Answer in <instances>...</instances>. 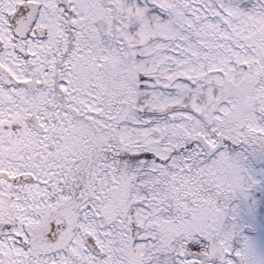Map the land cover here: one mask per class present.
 Wrapping results in <instances>:
<instances>
[{"label":"rangeland","instance_id":"obj_1","mask_svg":"<svg viewBox=\"0 0 264 264\" xmlns=\"http://www.w3.org/2000/svg\"><path fill=\"white\" fill-rule=\"evenodd\" d=\"M74 6L83 35L66 65L72 93L61 84L54 93L71 131L38 175L51 188L27 187L19 203L26 244L2 243L0 263L14 252L17 264H180L211 229L227 251L237 229L264 223V0ZM101 15L108 39L92 23ZM219 136L222 147L207 152L200 139L216 146ZM59 215L67 233L39 240ZM241 237L252 241L242 255L264 240Z\"/></svg>","mask_w":264,"mask_h":264},{"label":"flooded vegetation","instance_id":"obj_2","mask_svg":"<svg viewBox=\"0 0 264 264\" xmlns=\"http://www.w3.org/2000/svg\"><path fill=\"white\" fill-rule=\"evenodd\" d=\"M105 1L97 0L98 3ZM74 2L0 0V245L4 243L8 249L9 243H12V248L26 244L27 235L19 230V227L25 229L19 214V203L26 199L24 194L30 193L27 187L36 190V187L41 188L39 184L44 183L46 188H51V181L41 183L38 175H42L56 160V140L60 141L64 136L60 131H71L67 127L69 116L63 113V110L67 111L64 105L57 104L54 93H63L58 91L60 84L66 86L64 93H72L69 89L71 75L68 77V71L72 69L66 65L68 58L82 46L80 36L83 35L79 33V27L73 25L78 20L74 14ZM80 18L86 22L84 14ZM100 19L106 24L105 35L96 25ZM92 23L102 38L108 39V20L101 15L94 17ZM47 80L50 82L48 86L45 84ZM42 93H48L46 95L52 98L43 100ZM43 106L50 110L51 118L43 112ZM52 106L56 108L52 110ZM80 130L84 132L86 129L82 126ZM221 147L210 145L205 150L215 153ZM45 158L51 163L44 162ZM59 216L65 219L68 227L58 236L63 237L70 223L65 216ZM52 220L49 219L44 233L36 235L39 240L48 241L46 234ZM251 220V225L236 228L241 234L232 237L227 251L222 249L216 233L211 229L209 243L200 237L202 240L198 249L187 252L194 259L186 261L183 258L180 264H264V240H258L259 248L255 253L250 251L245 254V251L242 255L244 250L240 252L246 240L241 237L243 234L264 238L263 221ZM200 232L205 234L208 229ZM28 242L34 245L29 239ZM251 242H245V246H251L248 245ZM5 252L6 249H0V261L5 258ZM10 254L11 264H17V254Z\"/></svg>","mask_w":264,"mask_h":264},{"label":"water","instance_id":"obj_3","mask_svg":"<svg viewBox=\"0 0 264 264\" xmlns=\"http://www.w3.org/2000/svg\"><path fill=\"white\" fill-rule=\"evenodd\" d=\"M96 25H97L100 33L102 35H105L106 34V24H105V22L102 19H100V20L96 21ZM201 142L203 143L204 146L207 145L205 141L201 140ZM66 227H67V223L62 217L54 218L51 221V223H50V229H49L48 233L46 234V236L48 237V239L51 242H55L57 240V238H58V235L64 229H66ZM86 243L91 249H94V251L97 252L99 250V249H97V247H96V245L93 242L91 237H87L86 238Z\"/></svg>","mask_w":264,"mask_h":264}]
</instances>
